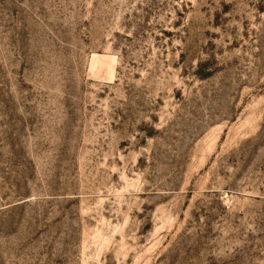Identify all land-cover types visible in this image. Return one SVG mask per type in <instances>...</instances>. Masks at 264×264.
Here are the masks:
<instances>
[{
    "label": "rangeland",
    "instance_id": "1",
    "mask_svg": "<svg viewBox=\"0 0 264 264\" xmlns=\"http://www.w3.org/2000/svg\"><path fill=\"white\" fill-rule=\"evenodd\" d=\"M0 264H264V0H0Z\"/></svg>",
    "mask_w": 264,
    "mask_h": 264
}]
</instances>
